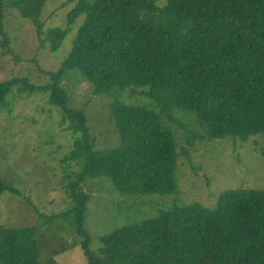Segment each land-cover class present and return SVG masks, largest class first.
<instances>
[{"label": "trees", "instance_id": "obj_1", "mask_svg": "<svg viewBox=\"0 0 264 264\" xmlns=\"http://www.w3.org/2000/svg\"><path fill=\"white\" fill-rule=\"evenodd\" d=\"M46 0H0V48L9 50L5 7L35 24ZM72 47L51 82L26 77L0 82V107L12 93H45L75 133L63 161L72 206L60 216L74 224L86 264H264V189L221 191L214 206H176L102 236L98 252L83 229L89 195L80 184L107 175L123 192L175 189L176 146L171 129L145 104L113 101L118 146L95 149L83 109L69 105L60 78L77 71L94 93L148 86L150 101L169 114L192 112L209 138L264 137V0H78L66 26L49 30L51 50L79 16ZM67 167H69L67 165ZM17 193L0 177V194ZM33 227L0 225V264H39Z\"/></svg>", "mask_w": 264, "mask_h": 264}, {"label": "rangeland", "instance_id": "obj_2", "mask_svg": "<svg viewBox=\"0 0 264 264\" xmlns=\"http://www.w3.org/2000/svg\"><path fill=\"white\" fill-rule=\"evenodd\" d=\"M77 2L46 0L38 16V32L16 6L6 5L4 30L10 49L0 48V82L13 77H26L35 85L51 82L42 71H55L60 66L84 15L68 25L55 50H51L48 33L53 27L66 26L67 13ZM59 83L69 95V105L83 109L95 149L121 142L111 114L115 100L155 110L175 140V189L171 192H123L105 174L81 182V191L89 195L82 226L91 251L98 252L103 235L173 207L199 202L210 208L221 191L264 189L261 135L252 134L244 140L209 138L194 113L172 108L167 114L150 101L148 86L129 85L121 91L94 93L77 71H69ZM8 98L7 106L0 107V177L17 193L0 194V225L33 227L39 264H86L74 224L60 216L72 206L64 179L66 170L79 169L78 164L63 161L75 133L61 123L60 108L49 103L45 93L14 92Z\"/></svg>", "mask_w": 264, "mask_h": 264}]
</instances>
